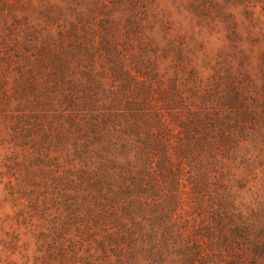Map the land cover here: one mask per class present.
<instances>
[{
    "label": "rangeland",
    "instance_id": "374dc122",
    "mask_svg": "<svg viewBox=\"0 0 264 264\" xmlns=\"http://www.w3.org/2000/svg\"><path fill=\"white\" fill-rule=\"evenodd\" d=\"M92 95L119 167L177 148L131 259L71 183ZM0 264H264V0H0Z\"/></svg>",
    "mask_w": 264,
    "mask_h": 264
},
{
    "label": "trees",
    "instance_id": "16d2710c",
    "mask_svg": "<svg viewBox=\"0 0 264 264\" xmlns=\"http://www.w3.org/2000/svg\"><path fill=\"white\" fill-rule=\"evenodd\" d=\"M97 97L98 96L96 95H92V97L88 96L86 99L88 103H85L84 105V107L88 109L87 112L90 113V116L86 121L87 130H89L87 132L91 134L90 136L94 138L97 144L100 143L106 145L101 148L103 149L101 154H96L98 155L96 158L99 159L100 162L97 163L98 165L96 164L97 166L95 165V170L88 172L82 170V176L80 178L75 177L76 179L73 178L71 183L79 189H81L80 187L83 184V191H88L87 193H84L88 196L89 201H91L93 205L92 207L100 210L97 214L88 212V217L90 216L95 220L99 219L100 222L107 218V220L111 222L109 229L114 232L112 238L116 242L124 240L126 246H128V243L134 246V248L129 249L130 252L128 253V257L131 259L134 255L137 256L139 253V249H136L135 243H137L138 240L143 242L142 245L147 242V231L143 229V224L144 222H147L144 218H147V208L152 206L150 204L147 205V195L150 197L154 196L153 183L158 177L159 179L163 178L165 180L172 179V181L176 180L178 177V166L174 165L171 161L166 162V159H164L165 161L161 160L155 162L154 160L148 159L147 162V156H156V153H161L164 158L166 156L169 160V157H172V154L170 153H173V151L176 152L177 148H173L172 140L170 135H168L169 132L164 135L161 134L160 137L156 136L157 138H147L146 136L145 138H142L144 147L133 150L137 157L136 160L129 161L126 164L127 166L124 164V166H122L123 168L119 167V153H116L117 156L115 154L116 150L114 152L115 148L110 147L107 144L110 135L106 133V131L108 132V129H104H106L108 125L103 119H101L103 118L102 116L96 114L98 111L94 108L95 104H93V102H95ZM112 117L113 116H110V118ZM109 133L111 134V132ZM192 139L193 138H191V140ZM147 144L151 145L149 148L153 150L152 152H148L149 155L146 150ZM91 149V146H87L85 150L90 154L89 150ZM126 151L127 149L125 147L123 152ZM191 151V148L186 150L187 153H191ZM80 154L81 151H78V155ZM146 169L151 172V177H147ZM123 177H126V179ZM90 192L95 193L96 197H94V195H89L91 194ZM122 199L124 202L119 201H122ZM121 204L125 207V217H127V221L130 225H125V222L123 221L120 222L118 218H114L109 214L110 210L107 211L112 205L117 206ZM220 219H222V217H220ZM157 221L159 220L157 219ZM217 222L221 225V220H218ZM164 239H166V237ZM114 240L113 242H115ZM212 244L213 241L209 247L213 248L212 246L214 245ZM112 247H115V245ZM258 253H260V251H258Z\"/></svg>",
    "mask_w": 264,
    "mask_h": 264
}]
</instances>
